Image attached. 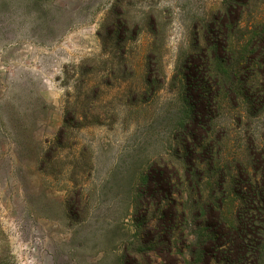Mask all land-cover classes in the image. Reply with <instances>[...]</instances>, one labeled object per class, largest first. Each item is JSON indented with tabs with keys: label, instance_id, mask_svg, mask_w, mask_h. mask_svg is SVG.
Wrapping results in <instances>:
<instances>
[{
	"label": "rangeland",
	"instance_id": "rangeland-1",
	"mask_svg": "<svg viewBox=\"0 0 264 264\" xmlns=\"http://www.w3.org/2000/svg\"><path fill=\"white\" fill-rule=\"evenodd\" d=\"M227 1L0 0V264H134L153 244L146 226L160 211L145 209L140 185L180 154L196 36ZM241 20L229 33L234 70L264 26V0ZM217 114L229 175L251 139L264 141V111L224 94ZM202 189L235 220L231 181L221 188L210 169ZM207 219L192 215L187 231ZM187 242L176 233L171 252L162 244L143 264L197 259Z\"/></svg>",
	"mask_w": 264,
	"mask_h": 264
},
{
	"label": "trees",
	"instance_id": "trees-1",
	"mask_svg": "<svg viewBox=\"0 0 264 264\" xmlns=\"http://www.w3.org/2000/svg\"><path fill=\"white\" fill-rule=\"evenodd\" d=\"M252 1L228 0L204 27V34L197 33L187 67L186 117L177 137L180 154L177 160L170 158L156 167L153 184L143 178L140 185L150 198L145 209L155 205L160 216L154 223L147 222L146 237L153 244L137 250L134 264H143L151 257L150 251L158 253L162 244L171 252L176 233L187 234V252L197 258L186 264H259L263 260L264 141L256 144L251 139L246 155L229 164L228 175L222 158L226 131L217 130L213 122L224 94L241 97L254 112L264 111V26L245 47L238 67L234 70L230 64L229 33L242 21L243 5ZM210 169H217L221 188L231 181L233 193L240 200L234 221L222 214L219 198L204 197L202 181ZM174 181L182 185L188 182L190 188L177 190ZM192 197L198 201L191 204ZM192 215L208 218L196 221L198 228L193 236L187 231Z\"/></svg>",
	"mask_w": 264,
	"mask_h": 264
}]
</instances>
